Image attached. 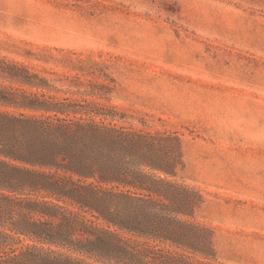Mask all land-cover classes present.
<instances>
[{"label":"rangeland","instance_id":"obj_1","mask_svg":"<svg viewBox=\"0 0 264 264\" xmlns=\"http://www.w3.org/2000/svg\"><path fill=\"white\" fill-rule=\"evenodd\" d=\"M0 57L49 95L178 132L175 180L204 196L215 261L264 264V0H0ZM88 80L110 92L86 96Z\"/></svg>","mask_w":264,"mask_h":264},{"label":"trees","instance_id":"obj_2","mask_svg":"<svg viewBox=\"0 0 264 264\" xmlns=\"http://www.w3.org/2000/svg\"><path fill=\"white\" fill-rule=\"evenodd\" d=\"M0 80V264H220L196 220L202 192L175 180L178 132L49 95L48 80L1 57ZM86 83V96L110 92Z\"/></svg>","mask_w":264,"mask_h":264}]
</instances>
